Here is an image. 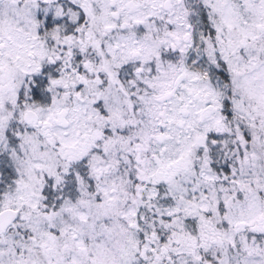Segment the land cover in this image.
<instances>
[{
    "label": "snow or ice",
    "instance_id": "snow-or-ice-1",
    "mask_svg": "<svg viewBox=\"0 0 264 264\" xmlns=\"http://www.w3.org/2000/svg\"><path fill=\"white\" fill-rule=\"evenodd\" d=\"M0 264H264V0H0Z\"/></svg>",
    "mask_w": 264,
    "mask_h": 264
}]
</instances>
